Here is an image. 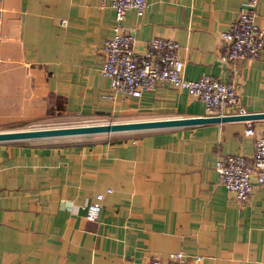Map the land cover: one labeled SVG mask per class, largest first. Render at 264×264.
<instances>
[{
  "label": "crops",
  "instance_id": "obj_1",
  "mask_svg": "<svg viewBox=\"0 0 264 264\" xmlns=\"http://www.w3.org/2000/svg\"><path fill=\"white\" fill-rule=\"evenodd\" d=\"M147 1L142 15L131 8L123 20L137 51L154 36L173 38L186 78L233 80L246 114L264 112V51L229 62L220 48L219 32L248 0ZM254 21L264 29V0ZM113 26L109 0H0V71L32 72L24 114L204 116L186 89L157 85L140 98L113 91L99 72ZM8 80L4 88L21 92ZM246 119L253 134H243ZM262 130L264 117H253L91 144L0 141V264H142L176 251L187 264H264V186L253 175L239 203L215 169L222 155L251 156ZM98 192L102 207L90 221L82 207Z\"/></svg>",
  "mask_w": 264,
  "mask_h": 264
},
{
  "label": "built area",
  "instance_id": "obj_2",
  "mask_svg": "<svg viewBox=\"0 0 264 264\" xmlns=\"http://www.w3.org/2000/svg\"><path fill=\"white\" fill-rule=\"evenodd\" d=\"M113 10L114 26L111 37L101 47L100 74L107 78L113 91L140 98L144 92L154 91L157 85L186 89L204 104V116L246 114L240 101L238 88L233 80H220L211 75L195 79L184 76V61L179 56V44L173 38L154 36L146 41L141 51L135 49L132 31L123 26L127 10L134 9L142 15L148 6L147 0H109ZM257 0H248L236 18L219 32L223 61L233 62L241 58L258 59L264 51V29L254 21ZM65 24V20H61ZM244 135L254 133L250 119ZM219 181L231 192L234 199L243 203L249 197L254 182L264 186V130L255 139L251 156L225 154L215 162ZM106 192H111L107 188ZM104 194L96 193L93 200L83 205L85 218L96 220L102 207ZM201 260V256H196ZM142 264H187L181 251L172 252L166 261L152 257Z\"/></svg>",
  "mask_w": 264,
  "mask_h": 264
},
{
  "label": "rangeland",
  "instance_id": "obj_3",
  "mask_svg": "<svg viewBox=\"0 0 264 264\" xmlns=\"http://www.w3.org/2000/svg\"><path fill=\"white\" fill-rule=\"evenodd\" d=\"M2 63V62H0ZM24 73L27 75V81L23 80ZM16 72L10 76L5 71H0V131L5 130H18V129H37V128H54V127H68V126H82L99 123H109L118 121L138 120L141 119L143 114L139 112H126V111H113L109 113H85V112H70V113H52L37 118L24 114L22 104H24V96L31 93L30 81L32 72ZM8 78L18 79V84L21 92L11 93L8 86ZM25 87V88H24ZM25 91H22V90ZM19 97V102L11 103L10 100ZM18 104V105H17ZM17 105V106H16ZM146 130L127 131V132H110V133H95V134H78L66 135L47 138H33V139H20V140H5L2 142H33V141H47L57 142L58 144H91L99 141L115 140L127 137H136Z\"/></svg>",
  "mask_w": 264,
  "mask_h": 264
},
{
  "label": "water",
  "instance_id": "obj_4",
  "mask_svg": "<svg viewBox=\"0 0 264 264\" xmlns=\"http://www.w3.org/2000/svg\"><path fill=\"white\" fill-rule=\"evenodd\" d=\"M264 117V112L223 115V116H198L183 118H159L128 120L109 123L90 124L82 126L54 127V128H37V129H18L0 131V141L20 140L33 138H47L66 135L78 134H95L110 132H127L137 130H147L154 128L174 127L181 125L198 124L205 122H219L239 118Z\"/></svg>",
  "mask_w": 264,
  "mask_h": 264
}]
</instances>
